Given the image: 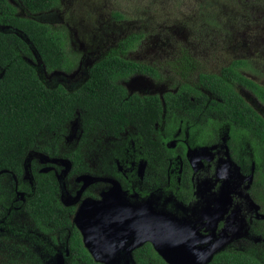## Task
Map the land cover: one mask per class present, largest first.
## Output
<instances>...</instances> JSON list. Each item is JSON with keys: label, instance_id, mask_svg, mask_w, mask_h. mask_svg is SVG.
<instances>
[{"label": "flooded vegetation", "instance_id": "1", "mask_svg": "<svg viewBox=\"0 0 264 264\" xmlns=\"http://www.w3.org/2000/svg\"><path fill=\"white\" fill-rule=\"evenodd\" d=\"M55 6L34 13L23 7L25 13L32 15L30 18L43 22L41 20L52 15V9ZM243 8L241 11H244L245 17H242V20L240 18L236 25L230 24V30L233 31L232 49L239 55L223 63L216 71L209 70L205 66L206 62H199L197 59L205 52V46L201 45L204 44L201 40L204 35L202 33L190 31L185 34L182 31H176L175 29L178 28L176 25H167L158 26L159 31H165L164 36L145 34L144 29L136 34L123 36L122 31L116 34V38H120L109 54L116 53L147 68V71L133 72L124 78L149 75L159 79L163 74L162 69L168 67L172 72L170 78L171 82L175 83L174 89H162L160 93H136L140 96L156 95L160 101L162 112L159 120L154 123L152 138L159 141L163 151L162 157L155 158L141 144L140 136L135 130L139 147L136 149L139 152L134 154L130 162L135 166L136 158L143 157V161L141 158L138 160L136 174L132 169L121 173L118 169L115 170L125 183V193L131 195L133 199L127 201L119 195V186L115 185V182L109 181L113 184L112 188L101 192L88 191L87 184L91 180L107 182L109 179L89 175V164L84 154L78 149L87 162L88 171L80 174L68 172V176H83L85 182L77 188L76 196L77 198L83 196L84 199L92 197L96 204L90 217L92 226L89 243L88 245L85 243L83 235L85 233L80 227L81 221L78 218L81 219V212L86 210L90 201L82 199L77 212L73 203L59 201L60 184L55 193L56 202L61 206L60 216L58 215L61 222L57 224L47 222V225H43V222L39 225L33 221L31 214L25 208L26 199L33 194V188L23 201L21 211L39 231L37 238H32V243L48 248L49 252H54L56 244L64 240L63 257L67 264H84L80 258V252L83 249L98 264H213V258L216 256L225 258L226 253H228L227 257H235L236 264L241 262V257H249L257 264H264V185L258 188L259 181L264 182V80L255 75L252 61L255 59L254 53H259L260 58L264 57V7L259 6L256 9L243 5ZM113 14L118 18L123 17L118 12ZM0 28L12 31V28L7 25ZM149 36L150 41L146 42L145 39ZM66 42L64 37V44ZM120 44H129V46L124 48ZM141 44H152V46L140 50L135 55L129 52ZM155 44L192 45L178 47L175 55L169 56L168 53H164L163 56L161 54L155 56L161 51H157L159 46ZM150 52L154 62L146 61V54ZM126 54L133 57H125ZM164 58L167 64H161ZM225 67H233L240 77L250 83L246 81L243 83L234 73L223 74L222 70ZM53 71L56 73L58 69ZM81 78L82 76L80 80ZM86 78L76 86L74 85V88L80 86ZM124 78H120L117 82H121ZM218 79L234 94L242 97L250 107L251 110H245L249 112V116L244 115L247 118L244 124H238L236 119L231 118L232 111L228 112L226 109L227 106L232 107L226 102L232 101L235 95L229 91L228 96L221 93L220 89L215 90L210 87L211 83L219 81ZM178 91H181L180 97L185 96L188 106L175 104L177 102L172 99L167 107L166 94ZM223 91L226 93V90ZM235 107L240 108L238 105L232 108ZM257 117L261 120H257ZM217 121L221 122V125H218ZM161 122L163 125L159 133L157 126ZM207 126H211L214 142L195 143L194 131ZM233 130L238 133L244 130L249 134L255 147L254 151L251 147H247L241 149L238 154L233 153L229 147V138L232 137ZM120 135L105 136L119 138ZM169 142L172 146L167 145ZM119 154L124 155L122 152ZM120 158L121 156L116 157V161ZM67 165L65 161V169ZM141 165H143L142 170ZM33 170L35 177L43 175L54 177L51 172L38 171L34 165ZM258 194L262 196L261 201H257ZM3 200L4 196L0 195L2 209ZM236 211L241 217L247 219L249 225L254 223L262 239L257 240L253 234H250L247 238H241L242 244L228 242L219 246L224 240L223 234L227 222L232 218L231 214ZM64 218L68 220V225L62 224ZM217 233L219 236L215 239ZM43 234L48 236V241L42 236ZM73 234H76L75 248H72L71 244V239H74ZM79 245H81L80 250ZM27 250L30 255L26 259L33 264H40L36 250L32 247H28ZM60 260L59 264H63L62 256Z\"/></svg>", "mask_w": 264, "mask_h": 264}, {"label": "rangeland", "instance_id": "2", "mask_svg": "<svg viewBox=\"0 0 264 264\" xmlns=\"http://www.w3.org/2000/svg\"><path fill=\"white\" fill-rule=\"evenodd\" d=\"M8 1L15 7L17 14L32 17L30 13L24 12L20 1ZM243 5L257 9L259 6L264 7V0H57L56 6L52 9V15L41 21L50 28L61 30L64 33L67 41L65 44V54L68 60L66 70H58L54 73L52 69L45 68L41 65V60L33 49L26 57L37 68L40 77L48 87L61 86L72 90L75 89L74 85L76 86L86 78L90 65L115 48L117 40L120 38H116L118 32L122 31L121 34L124 36L131 33L136 34L144 29L145 34L164 36L166 35L165 31H159L158 26L176 25L178 28L175 30L178 32L182 31L187 34L192 31L204 34L201 37L204 44L201 45L205 46V52L197 59L199 62H206L205 66L209 70L216 71L223 63L239 55L232 49L233 31L230 30V24L236 25L240 18L242 20V17H245L244 11H241L244 9ZM114 12L122 14L123 17L114 16ZM145 40L146 42L150 41V36ZM155 45L159 46L157 51L161 50L155 56L157 54L163 56L164 53H168L170 56L176 54L178 47L191 46L192 44ZM149 46L152 44H141L129 52L135 55ZM146 55L147 62L155 61L151 52ZM254 55L255 59L252 60L254 73L264 80V57L260 58L259 53H254ZM124 56L133 57L128 54ZM161 64H167V61ZM162 73V77L159 79L149 75L130 76L119 83L123 85L127 93H160L162 89H174L175 83L171 82L170 73L172 72L169 67L163 68ZM217 123L221 125V122L217 121ZM162 125L161 122L157 126V132H161ZM210 127H201L195 130L193 133L194 142H198V144L214 142V133ZM231 133L229 147L233 153L238 154L241 149L247 147H251L254 151L252 139L244 130L241 133L233 130ZM137 141V132L130 127L126 128L119 138L106 137L99 128H94L84 137L77 114L56 133L40 134L37 147L26 151L20 177L10 173H0V195L4 196L3 213L0 215L1 264H33L26 259L30 255L28 247L34 248L39 254L37 260L40 264H59L61 256L63 264H67L63 257L64 240L56 244L54 252H49L48 248L31 242L32 238H37L39 231L21 211V206L32 191L35 177L33 165L38 171L51 172L58 179L60 184L59 201L73 203L78 212L84 197L77 198L76 192L77 188L84 184L85 179L81 175L68 176L69 171L64 172V170H66V154L74 149H79L89 164L90 172L88 174L109 179L107 182L95 181L96 183L91 180L87 184L88 191L101 192L112 188L113 184L109 182L111 181L119 186V195L123 200L132 201L131 195L125 193V183L121 175L115 170L118 169L121 173L129 172L132 169L136 174L138 160L141 158L143 161V157L136 158L135 166L130 162L134 154L139 152L136 149ZM167 145L170 146L171 143L169 142ZM53 146H55L54 150ZM120 152L124 155L119 154ZM120 156L119 161H116V157ZM165 164L167 165V162ZM142 166L141 170L143 167L145 169L146 164ZM147 166L150 165L147 164ZM147 169L151 170V168ZM262 185L264 182L259 181L258 188ZM15 187L17 188L15 189ZM257 197V201H261L262 196L258 194ZM86 199L90 202L86 210L81 212V219H78L81 221L80 227L87 235L89 243L90 227L92 226L90 217L96 204L93 201L94 198L86 197ZM231 217L227 222L225 232L223 231L224 240L219 246L228 242L242 244L241 238H247L250 234H253L257 240L262 239V235L255 228L254 223L249 225L247 219L241 217L238 211L232 213ZM72 220H74V216H72ZM42 236L47 240V235L43 234ZM217 236L219 233L215 235V239Z\"/></svg>", "mask_w": 264, "mask_h": 264}, {"label": "trees", "instance_id": "3", "mask_svg": "<svg viewBox=\"0 0 264 264\" xmlns=\"http://www.w3.org/2000/svg\"><path fill=\"white\" fill-rule=\"evenodd\" d=\"M20 1L31 13L48 10L57 4V0ZM6 25L12 31L0 28V173L7 172L20 177L26 151L37 147L40 134L56 133L76 114L84 137L94 128H99L104 135L118 137L125 128L133 127L140 136L141 144L155 158L162 157L159 141L152 138L154 123L159 120L162 112L158 97L129 94L117 82L133 72L147 71L145 66L116 53H108L88 68L86 80L77 88L66 90L61 86L48 87L26 55L33 49L45 68L66 70L68 60L64 34L46 23L16 14L12 4L7 0H0V26ZM120 46L126 48L129 44ZM222 73H234L243 83H250L240 77L233 67L223 68ZM218 80L211 83L212 89H220L221 93L228 96L229 91L233 93ZM179 94L181 91L166 94L167 107L172 99L177 102L175 104L188 106L185 96L180 97ZM234 95L235 98L226 104L232 107L238 105L240 108L235 107V111L227 106L226 109L228 112L232 111L231 118L242 125L249 116V112L245 110L251 109L242 97L236 93ZM66 157L71 162L70 174L88 171L87 162L78 149L68 152ZM58 186L59 181L51 175L35 177L32 186L34 192L26 199L25 208L36 224L61 222L58 219L61 206L56 202L55 196ZM2 213L0 206V215ZM62 224L68 225V220L64 218ZM73 237L71 244L75 248L76 234ZM227 255L228 253L224 254L225 258L216 256L213 264H236L235 257ZM80 258L84 264H98L84 249L80 252ZM241 258L239 264H257L249 257Z\"/></svg>", "mask_w": 264, "mask_h": 264}, {"label": "water", "instance_id": "4", "mask_svg": "<svg viewBox=\"0 0 264 264\" xmlns=\"http://www.w3.org/2000/svg\"><path fill=\"white\" fill-rule=\"evenodd\" d=\"M29 61V60H28ZM30 62V61H29ZM31 63V62H30ZM91 66V65H90ZM78 119H79V116H78ZM24 161V160H23ZM67 162H68V165L66 167V169L68 171H70V167H71V162L69 161V159L67 158ZM23 167H24V163H22ZM92 225V223H91ZM84 235V238H85V243L88 245V242H87V235L86 234H83Z\"/></svg>", "mask_w": 264, "mask_h": 264}]
</instances>
